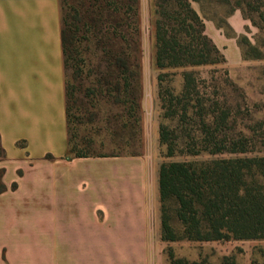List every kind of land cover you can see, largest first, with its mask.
<instances>
[{
	"label": "crops",
	"instance_id": "obj_1",
	"mask_svg": "<svg viewBox=\"0 0 264 264\" xmlns=\"http://www.w3.org/2000/svg\"><path fill=\"white\" fill-rule=\"evenodd\" d=\"M203 25L225 65H239L241 13L226 18L229 36ZM60 29V0H0V264H148L157 168L67 156Z\"/></svg>",
	"mask_w": 264,
	"mask_h": 264
},
{
	"label": "trees",
	"instance_id": "obj_2",
	"mask_svg": "<svg viewBox=\"0 0 264 264\" xmlns=\"http://www.w3.org/2000/svg\"><path fill=\"white\" fill-rule=\"evenodd\" d=\"M131 1L132 5H126L123 9L124 15L128 14L127 11H132L130 16L127 15L130 20L135 16L133 4L136 0ZM211 1L217 5L228 6V15L239 10L244 19H249L260 30L264 28V0ZM67 2L60 0L63 68L65 74L66 67H70L72 79H78L85 64L81 44L90 38L87 31H83L84 27L89 29L91 24L98 23L96 16L105 9L110 8L118 13L122 1L77 0L76 4L69 5L67 11H63L64 4L68 5ZM193 2L200 3L201 0H155L154 65L157 70L225 63L222 54L204 34V20L192 8ZM92 8L99 11L96 16ZM84 9L93 16L85 17ZM224 24L226 25L225 22ZM114 39L128 47V38L122 32ZM245 46V57L262 58L258 48L249 43H245ZM127 47L119 53L108 52L113 56L108 67L113 71L109 72L110 80L103 78V82L107 85L106 91L114 93L115 103L130 104V114L134 111L135 100L131 98V101H122L120 95L129 92L137 77L138 65L136 56ZM182 81L181 91L173 94L169 88L162 87V74L157 76L162 119L171 121L177 118L178 121L185 122L189 113L195 111L194 115L199 118L195 138L200 141V145L192 148L190 154L196 156L205 152L210 155L228 154L237 157L208 162L160 164L157 178L160 240L170 243L180 240L214 242L264 239V156L238 157L247 152V149L241 140H226L221 129L227 123L228 111L220 109L215 103L207 111L204 109V103L196 91L197 80L193 72H183ZM75 91V86L65 81L67 156L109 157L105 154L85 153L72 143L69 127L71 102L74 100ZM158 142L164 147V156L171 158L177 146L174 130L160 124ZM175 223L180 230L175 228ZM166 258L169 264H205L175 258L170 249L167 250ZM221 264L236 263L234 257L224 256Z\"/></svg>",
	"mask_w": 264,
	"mask_h": 264
},
{
	"label": "rangeland",
	"instance_id": "obj_3",
	"mask_svg": "<svg viewBox=\"0 0 264 264\" xmlns=\"http://www.w3.org/2000/svg\"><path fill=\"white\" fill-rule=\"evenodd\" d=\"M119 1H122L123 8L120 7L118 13L109 8L97 14L99 11L92 8L100 23L96 22L89 29H83L90 38L81 44L85 59L81 77L72 79L70 67L65 69V81L76 89L70 110L69 133L72 143L89 154L148 160L152 158V164L157 168V178L158 168L164 162H208L237 157L228 154L210 155L205 152L196 156L190 154L192 148L200 145V141L195 138L199 126L195 111L189 113L185 122H180L177 118L171 121L162 119L157 76L162 74L163 88H169L173 94H178L183 85L182 73L188 71L195 74L196 91L204 103V109L207 111L215 103L220 109L228 111L227 123L221 129L226 140H241L247 149V152L238 157L264 156V28L260 30L249 19L243 18L248 26L236 39L241 63L235 67L215 63L159 71L154 65L155 0H136L132 20L127 19L132 11H127V15L123 13L126 5H132V1ZM66 2L68 5L64 4L63 11H67L69 5L76 4L77 0ZM191 6L204 21L213 22L225 35H230L229 28L224 24L229 16L228 6L217 5L211 0L193 2ZM84 14L85 17L93 16L85 9ZM254 19L256 22V18ZM121 32L128 38V47L114 39ZM245 43L258 48L262 58L245 57ZM126 47L136 56L138 65L137 77L129 92L120 95L122 101H131V98L135 100L134 111L130 114V104L115 103L114 93L107 92V85L103 82V78L110 80L108 75L113 71L108 67L113 57L108 52L119 53ZM160 124L167 125L175 132L177 146L171 158L164 156V147L158 142ZM1 158L0 151V160ZM147 172L150 173V166ZM174 226L180 230L178 224L175 223ZM148 242L144 247L148 264H169L166 258L168 249L175 258L189 262L221 264L222 257L232 256L236 264H264V239L214 242L180 240L166 243L160 240L159 230V236L152 233Z\"/></svg>",
	"mask_w": 264,
	"mask_h": 264
}]
</instances>
